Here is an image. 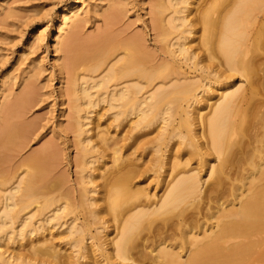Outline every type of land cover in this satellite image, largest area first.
<instances>
[{"label": "bare ground", "instance_id": "bare-ground-1", "mask_svg": "<svg viewBox=\"0 0 264 264\" xmlns=\"http://www.w3.org/2000/svg\"><path fill=\"white\" fill-rule=\"evenodd\" d=\"M196 2L198 3L197 0L192 2L190 0H154L151 29L159 43L158 50L160 52L157 60V56L153 57L149 53L144 40L133 34L119 41L110 36L107 30L102 33L100 30L99 35L87 36L85 40L78 43V39L76 40L80 22L77 19L78 7L68 4L61 13L58 25L59 34L56 37L54 48L56 49L60 45L64 46L67 53L65 64L73 71L71 87L68 88H70V92L72 91L71 94L77 96L74 125L80 135L78 140L82 146V153L86 151V145L92 142V135H88L89 129L85 128V125L88 124L86 120L88 119L86 114L88 110L81 113L87 105L96 107L99 102H104L107 105V110L116 108L107 120L117 124L123 120L132 121V119L138 122L146 117L148 112H154L155 116L161 117L163 120L166 117L162 115L170 109L168 105L177 99L174 94L181 91L184 96H188L186 97V100H189L187 108L192 107L194 111L192 115L186 109L183 110L185 118L180 122L184 121V126L191 130L189 119L199 121L202 117V108L196 106L195 103L198 99L197 95L201 94L204 97L203 94L207 92V89L197 86V81L184 75L180 71L179 64H176L174 60L167 61L166 53L172 57H182L184 61L190 62L192 67L199 68L203 72L209 69V73H218L219 76L229 77V72L235 71L244 76L247 82L249 81L247 87L236 85L230 88L226 83L216 87L215 90L220 91V95L210 106L208 117L206 116V119L201 121L203 128L199 135H204V141L198 146L194 142V138L197 137L196 133L188 137L189 155L200 156L197 164L208 162L206 178L201 180L196 168L192 170L188 168L189 171L188 169L184 170L183 166V169L175 168L181 163L172 162L171 179L166 183L163 179L162 193L156 201L151 202L149 199L150 202L148 201L149 204H147L144 200L141 201L145 195L142 189L139 190L141 187L133 188L129 185L130 182L128 183L131 171L128 166L132 160L131 155L121 154V146L118 141L108 143L107 133L100 132L97 133V138L109 149V161L111 160L113 164H111V169L106 170L108 160L100 163L95 158H88L89 156L80 160V172L84 173L80 179L84 187L82 186L78 194V203L81 206V211L91 216L95 221L102 217L101 214L104 211L116 220L115 235L111 240V257L115 255L121 260L129 259L133 256L132 252L134 251L149 260V255H146L147 252L144 251V248L150 246L151 243L147 242L151 236L161 234L162 237L158 238L161 241L157 242L156 253L155 248L151 251L150 247L147 248L149 252H154L152 253L154 255L150 253L153 256L151 259L158 260L159 264H264V85L262 83L264 67H260L262 63L257 65L254 63L255 60L251 57L250 49L246 46V42L249 44L250 33L246 24L249 21L250 9L254 7L251 8V5L261 3L264 6V0H201L200 7L197 6L196 10L187 7V5L191 6ZM215 6L220 7V10L214 15L217 12H214ZM192 12H196L197 17H190ZM120 13L121 10L115 4H111L102 13L104 16L102 18H105L109 25L114 26ZM193 15L195 16V14ZM70 20L74 21L71 24L69 35L62 41L60 39L61 32L64 30V25ZM196 23H199L200 26L199 38L194 39L198 40V46L192 48L187 39L194 32L193 28ZM253 23L255 22L253 21ZM199 44L203 52L208 54L206 60L213 59L212 54L220 55L218 56L221 57L220 60L218 59V65L207 63V61L204 63L206 54L201 56ZM197 47L198 49H196ZM259 47L258 49H260ZM84 65L85 67L80 69ZM103 65L104 67L101 69ZM93 73L94 75H92ZM260 78H263L262 82L258 81ZM206 85L209 89L212 88L210 81ZM92 88L98 89L91 92ZM171 95H174V100L171 99ZM21 100L22 98L18 100V103ZM3 109L9 116L13 111L11 110L13 106H6ZM7 121L8 123L6 122L0 128V137L8 138L10 142H5V144L10 145L13 141L11 138L17 137L21 131H24V127ZM243 125H245V129ZM241 127L242 130L247 129V133L245 131L247 135H244L242 131L243 138H234ZM173 135L183 137L176 131H173ZM13 145L15 144L13 143ZM91 147L94 148V144ZM199 150H203V153ZM45 151L46 148L26 160L25 163L31 166L30 171L18 173L17 170L12 174L11 178L14 180L11 186L8 185V188L6 186L7 189H0L1 193L6 191L0 194V229L5 224L12 223L15 215H12L10 211L18 207L16 214L19 227L16 234L18 236L31 234L40 228L39 220L32 222L35 214L41 212L43 215L44 209L47 210L55 204L53 184L47 181L48 166L45 161L47 157ZM204 154L213 155V159L212 157L211 159L205 158ZM187 161L189 162V159L185 158L186 166L188 165ZM98 179L103 181L102 185L97 182ZM3 181L1 179V186H3ZM202 182L207 183L204 189H201ZM99 185L101 188L99 187L97 190L96 187ZM42 189L47 190L43 192ZM40 198L42 199L39 200ZM187 198L199 199L198 202L201 200L198 206L195 204L192 211L194 214H187L182 207V210L177 212V216H171L172 219L169 217L163 219V215L166 216L176 210V206H180L179 203ZM202 203L207 205L208 210L214 209L210 212L211 214L209 213V219L211 218L210 221L213 220V222L207 224V227L204 225L205 220L203 223L202 219L196 216L197 214L201 215L202 210L206 209ZM66 207H70L72 213L76 209L70 205L51 208L49 211H52V214L46 217L43 215L42 221L50 224L52 220H60ZM161 214L162 216H159ZM151 215H154L153 218L158 216L157 220L161 217L158 226L155 224L156 227L153 226L149 230L152 227V222H148V219L147 224L145 223V226L149 227L148 231H145L144 236L139 235V229L146 228H143V224ZM173 218L175 220L169 222ZM206 218H208L207 215ZM142 222L143 224H141ZM54 224L48 228L49 234L52 232ZM62 225L64 223L59 226ZM172 226H175V230H179L180 234L182 232L183 235H181L185 238L183 241H177L178 244L173 247L176 250L171 248L170 244L167 246L165 243L175 236L176 232H171ZM100 228V225H97L99 234L101 233ZM102 229L104 230L103 227ZM169 229L171 231H168ZM64 231L68 235L80 232L81 227L76 224L75 219H72ZM150 232H152L151 235ZM42 239H30L28 243L29 255H23L12 248L10 251L0 250V258L4 260L5 264L12 262V264H20L26 260V256L34 259L37 254L43 256L44 253L58 258L59 250L57 251L47 238ZM75 244L76 242L73 243L74 246ZM184 247L187 255L182 259L177 250ZM6 252L8 255H5ZM135 258V261L144 260V258ZM56 263L63 264V261L57 260ZM154 263L156 264V261Z\"/></svg>", "mask_w": 264, "mask_h": 264}, {"label": "rangeland", "instance_id": "rangeland-1", "mask_svg": "<svg viewBox=\"0 0 264 264\" xmlns=\"http://www.w3.org/2000/svg\"><path fill=\"white\" fill-rule=\"evenodd\" d=\"M190 1L192 2L193 0ZM197 1L198 3H192L191 6L187 5V7H192L196 10L201 0ZM153 3L154 0H0V128L6 122L8 123L7 120L24 127V131H21L17 137H14L16 139L11 138V141H13L10 145L8 144L10 142L8 138L0 137L2 140H0V178L4 180L3 186H1L0 179V189L2 188L1 190H3L6 186L7 188L11 186L14 180L11 178L12 174L17 172V170L18 173L21 171H30L31 166L25 163L26 160H29L32 156L46 148L45 153H47L45 155L47 157L45 161H47L46 163L48 166L46 175H48L47 181L53 184L52 190L55 196V204L47 210L44 209L43 215H45V217L51 215L52 211L50 212L49 209L54 207L57 208L61 205H70L76 208L72 213L70 212V207H66L60 220H52L50 224H46L45 221H42L43 215L41 212L36 213L32 222L34 220H39L38 224L40 228L31 234L27 233L21 236L16 234L19 227V220L16 214L18 207L13 208L10 211L12 215H15L13 216L12 223H7L0 229L1 251L5 249L10 251L12 248H15L16 251L23 253V255H29L28 243L30 239L43 240L42 238H47L48 242L52 243L57 251L59 250L58 258H53L45 253L43 256L37 254V257H34V259L30 256H26V260L20 264H57V260L63 261V264H145V262H147V264H155V261L156 264H159L158 260L153 261V259H151L153 258L151 254L154 252H149L148 247L151 248L150 251L155 248L154 251L156 253V246L159 241L158 238L162 237L161 234H158L159 236H151L147 243H151L152 245L150 244V246L147 247L148 249L144 248V251L148 253H146V255H149V260L139 256V254L134 251L132 252V257L138 259L144 258V260L135 261L134 258L131 259L132 257L121 260L115 255L113 257L110 255L112 254L111 240L115 235L114 228L117 226L116 220L112 219V216L110 217L108 212L104 211V213L101 214L102 217L98 221H95L91 216L81 211V206L78 203V194L82 186L84 187L80 179L81 175L84 173L80 172V160L89 156L88 158H95V160L100 161V163L105 160L109 161V149L106 145L99 142L97 133H107L109 136L108 143L117 140L118 144L121 146V154L131 155L130 157L132 160L128 166L131 170L128 183L130 182L129 185L133 188L138 189V187H141L139 190L142 189L144 194L147 195H143L141 201L144 200L147 204H149L148 201L150 202V200L151 202L156 201L162 193L161 183L163 179H165V183L171 179L173 174L170 175L172 162L181 163L180 165L178 164V166L176 165L175 168H182V166L184 170L196 168L198 174L201 176V180L207 177L208 171L206 172V170H208V162L197 164L200 156L197 155L196 157L195 155H189L190 148H188L189 146L187 144L188 137L196 133L197 137L194 138V142L198 146L204 141V135H199L202 132L201 128H203L201 121L202 119H206V116L208 117L210 114L209 110L211 109L210 106L215 103L214 101H216L220 95V91L215 90L216 87H219V85L222 86L223 83H226L230 88L236 85L247 87L249 81L247 82L244 76L235 71L229 72V77L223 75L219 76L218 73H209V69L203 72L199 68L192 67V64L184 61L182 57H172L169 53L165 55L167 61L172 62L174 60L176 64H179L180 71H182L184 75L197 81V86H203L207 89V92L203 94L204 97H202L201 94L197 95L198 99L195 103L196 106L202 108L201 116L203 118L201 117L199 119L200 122L197 119H189V122L191 121V130H188V128L184 126V121L180 122L185 118L183 110L186 109L192 115L194 111L192 107L187 108L189 100L187 101L186 97L188 96H184L181 91L174 94L177 99L175 102L171 101L172 103L168 105L170 109L162 115L166 117L163 120L161 117L158 118V116H155L154 112H148V115L138 122L132 119V121L123 120L117 124L114 121L110 122L107 120V118L111 116L110 114L112 111L116 108L107 110V105L104 102H99L96 107L91 105L85 106L84 111L81 112L83 114L85 110H88V113H86L88 116V119H86L88 124L85 125V128L89 129L87 134L92 135V142L86 145V151L82 153L81 150L82 146L78 140L80 135L76 130L77 127L74 125L76 122L74 111L77 105V100H75L77 96L75 97V95L71 94L72 91L70 92V88H68L71 87L70 82L73 78V71L65 64L67 53L64 46L60 45L57 46L56 49L54 48L56 37L59 34L58 25L61 13L68 4L78 7L79 15L77 19L80 21L78 23L76 37L78 43L85 40L87 36L95 37L99 35L100 30L101 33L107 30L110 36L115 37L114 39L119 41L133 34L144 40L145 45L149 49V53L153 57L157 56V60L160 52L158 50L159 43L157 36H155V33L151 29ZM111 4H115V6L121 10L119 19L114 26L109 25L105 18H102L104 17L102 13H104L105 9L111 6ZM251 8L248 18L249 25L246 24L248 32L250 31L248 37L249 44L246 42V46L249 47L251 57L255 60V62H253L256 63V65L262 63L263 65L261 64L260 67L263 68L264 6L261 5V3L259 5L254 3V5H251ZM219 10L220 7L215 6L214 12H217H215L214 15L217 14ZM193 12L192 14H195V16L191 14L190 17H197L198 14ZM73 21L74 20H70L64 25V30L61 32L60 36L62 41L67 39ZM253 21L255 23H253ZM193 30L194 32L190 34L187 39L192 48L196 45L198 46V40L195 41L194 39L199 38V23L194 25ZM258 47L260 49H258ZM196 49H198V47ZM200 49L202 57L204 56L202 54H206L204 56V63L207 61V63L210 64H217L218 59H221V57H218L220 56L219 54H212L214 58L206 60V56L208 55L207 52H203L202 47ZM259 50L261 51L259 52ZM200 52L198 53L199 55ZM84 67L85 65L81 66L80 69ZM103 67L104 65L101 69H103ZM92 75H94V73ZM208 81H210V87H212L210 89L206 85ZM258 81L262 82L263 78L258 79ZM262 83L264 85V81ZM96 89L92 88L91 92L97 91ZM174 95H171L172 100H174ZM21 98L22 100L18 103V100ZM6 106H13V109H11L13 111H11L9 116L6 115L5 109H3ZM98 112L102 115H97L96 113ZM6 116L10 118L7 119ZM245 125H243V128ZM244 129L242 130L241 127L239 132H237L238 136L236 134L234 138H241L247 135V129ZM173 131H176L178 134L180 133L183 137L179 135L174 136ZM5 142L8 143L5 144ZM13 143L15 145H13ZM92 144H94L96 148L91 147ZM200 152L203 153V150ZM99 156L101 157L100 159ZM204 157H207V159H211L212 157L213 159V155L209 156L204 154ZM185 158H187V160L189 159V162L187 161V166L184 164ZM214 163L216 164V161H214ZM111 164L113 163H111L110 160L107 163L106 170L109 168L111 169ZM97 182L101 183V185L103 183L100 179H98ZM202 183L201 189H204L207 183ZM99 187L100 185L97 186L96 189L99 190ZM46 190L47 189H42L43 192ZM4 192L6 191L0 192V194ZM92 195L97 196L96 194ZM41 199L42 198L39 200ZM197 200L199 199L187 198L181 201V203H179L180 206H176L177 209L174 210L175 212L171 211V214L169 213L166 216L163 215V219L166 217L172 219L171 216H177V212L182 210V207L187 214H192L195 204L198 206L201 203V200L199 202ZM203 204L204 203H202V206L206 208L202 210L203 215L197 214L196 216L202 219L203 223L205 220L204 225L207 227V224L213 222V220L210 221L211 218L209 219V215L214 209L208 210L206 207L207 205ZM205 214L208 218H206ZM159 216H162V214ZM153 217L154 215L148 218L146 217L147 219L145 218L144 224L143 222L141 223L144 225V227H141L146 228L142 229L140 227V231L138 230L139 235L144 236L146 233L145 231H148L149 227L147 228V225L145 226L148 219V222H152V227L149 228V230H151L153 226L156 227V225L159 224V219L161 217H159L158 220V216L156 218ZM174 218L173 220L169 219V222L174 221ZM72 219H75L76 224L81 227V231L67 235L64 230H66V227L70 224ZM61 223H64V225L59 226ZM53 224L54 227L49 234L48 228ZM97 225L101 227L99 229L101 231L100 234L98 233ZM174 227L175 226H172V231L171 229L168 230L172 233L176 232L174 238H172L173 241L171 242L172 239H169V241L167 240L165 242L167 246L170 244L172 246L171 248H173L175 244H178V242L183 241L184 238L182 237V232L181 235L180 231L177 229L175 230L176 227ZM141 230H144L143 233ZM151 233L152 232H150V235ZM74 242H76L75 246L73 245ZM190 246L192 247V245ZM177 251L180 252L182 259L187 255L185 253V247L182 249L178 248ZM5 255H8V252H6ZM143 255H145V253ZM132 260H134V263ZM0 264H5L4 260L1 258Z\"/></svg>", "mask_w": 264, "mask_h": 264}]
</instances>
